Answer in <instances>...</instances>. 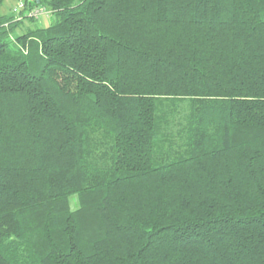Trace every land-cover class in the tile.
<instances>
[{"label": "trees", "instance_id": "obj_1", "mask_svg": "<svg viewBox=\"0 0 264 264\" xmlns=\"http://www.w3.org/2000/svg\"><path fill=\"white\" fill-rule=\"evenodd\" d=\"M19 2L0 264H264V0Z\"/></svg>", "mask_w": 264, "mask_h": 264}, {"label": "rangeland", "instance_id": "obj_2", "mask_svg": "<svg viewBox=\"0 0 264 264\" xmlns=\"http://www.w3.org/2000/svg\"><path fill=\"white\" fill-rule=\"evenodd\" d=\"M19 5V0H7L4 5L2 6L1 10H0V14H8L11 13L12 11H14L15 7ZM43 18V17H42ZM41 21H35V22H31V21H25L26 24L30 25L31 28H36L41 26L42 24H45L47 19H40ZM50 21H47V23ZM20 31L18 30L16 33L18 34ZM176 130V127H174V131ZM72 206L73 208H75L77 206V200L74 199L72 201Z\"/></svg>", "mask_w": 264, "mask_h": 264}, {"label": "built area", "instance_id": "obj_3", "mask_svg": "<svg viewBox=\"0 0 264 264\" xmlns=\"http://www.w3.org/2000/svg\"><path fill=\"white\" fill-rule=\"evenodd\" d=\"M21 5H22V3L19 2V5L14 9V11H17V10H18V7H21ZM47 12H48V10L45 9V8H36V9H34V10L32 11L31 14H32L34 17H39L40 15H42V14H46Z\"/></svg>", "mask_w": 264, "mask_h": 264}]
</instances>
